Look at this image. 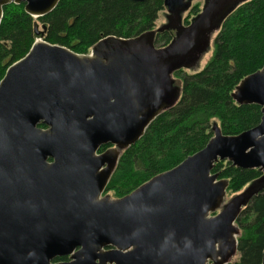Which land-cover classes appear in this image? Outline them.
I'll use <instances>...</instances> for the list:
<instances>
[{
	"label": "water",
	"instance_id": "95a60500",
	"mask_svg": "<svg viewBox=\"0 0 264 264\" xmlns=\"http://www.w3.org/2000/svg\"><path fill=\"white\" fill-rule=\"evenodd\" d=\"M60 1L0 0V25L7 5L24 4L39 19ZM195 1L165 0L167 26L108 37L88 55L39 39L8 68L0 81V264H230L240 214L264 188V67L233 93L238 105L262 108L257 127L229 136L215 125L206 148L174 169L124 198L104 195L122 152L179 102L174 73L194 67L225 19L251 0H205L184 26ZM164 30L176 38L158 48ZM219 161L263 175L224 206L229 182L212 173Z\"/></svg>",
	"mask_w": 264,
	"mask_h": 264
},
{
	"label": "trees",
	"instance_id": "16d2710c",
	"mask_svg": "<svg viewBox=\"0 0 264 264\" xmlns=\"http://www.w3.org/2000/svg\"><path fill=\"white\" fill-rule=\"evenodd\" d=\"M164 2L61 0L54 11L39 19L28 15L24 4L7 5L0 25V81L38 39L88 55L108 37L131 40L151 32L159 13L166 9ZM200 12V5H194L184 26H189ZM39 25L43 32L37 35ZM175 38L174 31L164 30L157 34L155 45L166 47ZM213 48V56L202 70L187 73L182 69L174 73L182 88L179 102L162 113L139 142L122 152L104 195L124 198L157 175L174 169L206 148L214 136L215 125L224 135L236 136L261 123L262 108L238 105L233 93L242 80L264 67V0L239 5L223 22ZM39 127L47 129L43 124ZM107 147H102L100 153ZM212 173L227 180V194L235 195L246 192L263 175L259 169L243 170L227 161L217 162ZM237 225L241 230L240 258L230 264H262L264 188L252 196ZM66 261L68 257L55 260Z\"/></svg>",
	"mask_w": 264,
	"mask_h": 264
},
{
	"label": "rangeland",
	"instance_id": "374dc122",
	"mask_svg": "<svg viewBox=\"0 0 264 264\" xmlns=\"http://www.w3.org/2000/svg\"><path fill=\"white\" fill-rule=\"evenodd\" d=\"M200 5V8H201V11H202V8L205 4V0H198V1H195L192 3V7L194 5ZM191 7V8H192ZM191 10V9H190ZM190 10L185 12L183 15H182V23L183 25L185 24L184 21L186 19V17L190 14ZM192 20V19H191ZM169 20H168V13H167V10L165 9L164 11L160 12L159 15H158V19L157 21L155 22V30L157 29H160V28H163L165 26H167L169 23ZM37 30L39 32H43L41 31L42 30V26L39 25V27H37ZM218 33V31H216L212 36H211V39H210V42H209V46H208V49L206 48V51L204 53H200L197 57H196V64L194 65V67L192 68H185L184 70L187 72V73H192V72H197L199 70H202L205 65L208 63V61L211 59V57L213 56V53H214V48H213V42H214V38L216 36V34ZM39 40V39H38ZM37 40V41H38ZM202 55V56H201ZM201 56V57H200ZM200 57V59H198ZM179 82H177L176 84H178ZM245 191L242 190L241 192L237 193L236 195L235 194H227L226 198H225V202H224V206L227 205L231 200H233L235 197L243 194ZM109 196L112 198V199H115L113 194H109ZM239 258H240V255L237 253L230 261V263H235L237 261H239Z\"/></svg>",
	"mask_w": 264,
	"mask_h": 264
},
{
	"label": "flooded vegetation",
	"instance_id": "af4514ba",
	"mask_svg": "<svg viewBox=\"0 0 264 264\" xmlns=\"http://www.w3.org/2000/svg\"><path fill=\"white\" fill-rule=\"evenodd\" d=\"M113 148V146H111V145H108V147H107V149L105 150V151H107V150H109V149H112ZM104 151V152H105Z\"/></svg>",
	"mask_w": 264,
	"mask_h": 264
}]
</instances>
